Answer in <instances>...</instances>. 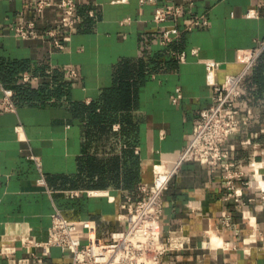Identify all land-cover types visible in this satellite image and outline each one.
Masks as SVG:
<instances>
[{
  "label": "crops",
  "instance_id": "obj_1",
  "mask_svg": "<svg viewBox=\"0 0 264 264\" xmlns=\"http://www.w3.org/2000/svg\"><path fill=\"white\" fill-rule=\"evenodd\" d=\"M35 1L0 0V62L24 63L0 81L37 94L12 89L15 108L0 111V264H7L6 252L28 254L20 238H46L55 207L69 219L93 220L99 237L124 227L126 195H139L137 186L151 181L154 163L176 159L199 110L211 102L203 60L221 62L220 81L241 68L238 48L264 38V0H75L80 19L59 48L49 35L20 38L10 30L27 19L39 31L57 25L58 0L41 12ZM165 3L183 12L163 21L180 30L163 44L153 11ZM200 15L207 23L185 28ZM180 50L184 60L173 58ZM151 59L158 64L150 62L141 74ZM67 69L75 74L66 75ZM24 73L31 78L22 80ZM122 79L132 86L127 96L119 93ZM103 103L106 113L95 115L91 104L97 112ZM236 104L246 122L225 147L250 185L236 200L220 166L182 162L162 195L160 236L176 230L185 240L163 253L161 264H264V181L257 186L264 176V50L240 82ZM254 162L261 164L256 175ZM69 260V252L51 246L38 264Z\"/></svg>",
  "mask_w": 264,
  "mask_h": 264
},
{
  "label": "built area",
  "instance_id": "obj_2",
  "mask_svg": "<svg viewBox=\"0 0 264 264\" xmlns=\"http://www.w3.org/2000/svg\"><path fill=\"white\" fill-rule=\"evenodd\" d=\"M52 3L51 0H36L35 10L41 12ZM55 5L60 9V17L56 26L39 31L35 20L27 19L11 24L10 30L20 38H38L49 35L52 37V43L62 48L63 43L60 38L74 28L80 15L76 11L75 0H58ZM253 11L252 8H248L245 14L250 16ZM182 12L180 5L165 3L154 8L153 19L162 25L168 14L176 16ZM205 23H207L206 17L200 15L191 19L185 28L190 29L192 26ZM179 31L176 25L165 27L163 24L158 33V39L166 44L177 36ZM263 50L264 38L252 48H238L237 60L242 63L241 68L237 72L225 74L220 81L216 77V71L221 62L214 58L203 60L205 81L212 87L211 102L199 110L188 141L178 151L176 159L172 162L154 163L151 181H142L137 186L139 195L135 198L126 195L125 201L121 203V207L125 209L122 213L125 221L124 227L111 230L106 238L99 237L95 233L93 220L69 219L63 215L60 208L55 207L51 213L46 238L43 240L20 238L21 242L28 246L29 252L26 256H15L6 252L7 264H38L49 254L51 246H58L69 252L70 260L65 264H161L162 254L181 245L185 240L184 236L178 234L176 230L170 231L165 239L160 236L162 195L170 178L184 161L220 166L228 188L227 194L238 200L242 194V187L250 185L249 180L244 178L248 172L234 165L233 160L229 158L225 141L241 124L246 122V118L239 116L236 98L240 93V82L259 60ZM172 55L179 60H184L185 51H173ZM74 74V70H66V75ZM30 78L28 73L22 75V80ZM0 87L2 90L0 111L14 109L12 89L4 86L1 81ZM178 95L179 93H176L172 99L175 100ZM29 157L40 168L38 156L31 154ZM260 165L259 162H254L251 174H258ZM235 180H240L241 184L236 185ZM263 181L264 176L259 175L257 186L262 188ZM261 195L264 197V193ZM79 227L82 232L78 229ZM3 246L11 245L5 242Z\"/></svg>",
  "mask_w": 264,
  "mask_h": 264
},
{
  "label": "trees",
  "instance_id": "obj_3",
  "mask_svg": "<svg viewBox=\"0 0 264 264\" xmlns=\"http://www.w3.org/2000/svg\"><path fill=\"white\" fill-rule=\"evenodd\" d=\"M175 42V41H174ZM171 44H173L172 43V41L170 42ZM173 58H175V56L173 57ZM154 60H150V61H148V62H144L143 63V66H142V68H141V74L145 71V66H149V63L150 62H152V63H155V65H157L158 64V62H156V61H154ZM24 65V63H19V62H17V61H11V62H9L8 64H3L2 63V61L0 62V77L3 79V80H6V81H9L10 79H12V77L14 76V74H15V71L19 68V67H21V66H23ZM18 66V67H17ZM125 79H122L121 80V83L118 85L119 87H120V89H119V93L121 92V91H124V94H125V96H127V94L130 92V88L132 87V86H130L131 84H129L130 82L128 81V80H126L125 82ZM5 85H7L8 87H10L11 89H13L14 91H16V93H18V94H23V95H29V96H33V95H37L36 94V92L34 91V90H30V89H28V88H24V87H22L21 85H19V84H13V83H10V82H7V84H5ZM128 85V86H127ZM12 90V91H13ZM104 93L105 92H103V96H104ZM103 96H102V98L101 99H103ZM132 103H134V98L132 99ZM91 107L93 108V110L92 111H94L93 113L96 115H98V114H104V113H106V111H105V109H106V106H105V104L103 103V104H101V105H99V110L96 112L95 111V109H96V107H95V105L94 104H91Z\"/></svg>",
  "mask_w": 264,
  "mask_h": 264
}]
</instances>
